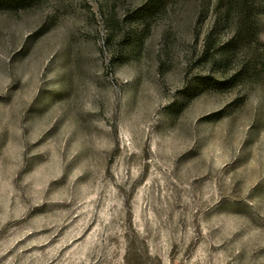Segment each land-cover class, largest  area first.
Masks as SVG:
<instances>
[{
	"label": "rangeland",
	"instance_id": "1",
	"mask_svg": "<svg viewBox=\"0 0 264 264\" xmlns=\"http://www.w3.org/2000/svg\"><path fill=\"white\" fill-rule=\"evenodd\" d=\"M150 2L0 5V264H264V0Z\"/></svg>",
	"mask_w": 264,
	"mask_h": 264
},
{
	"label": "trees",
	"instance_id": "2",
	"mask_svg": "<svg viewBox=\"0 0 264 264\" xmlns=\"http://www.w3.org/2000/svg\"><path fill=\"white\" fill-rule=\"evenodd\" d=\"M27 0H0V5H3V6H12L15 5L16 7H23L25 6V2ZM32 1V0H31ZM160 0H151L150 3H148L146 6L143 7L142 10H144L142 12H134L133 16L137 15L139 17V14H140V18L144 19L145 16H149V14L152 12L153 10V7H156L157 5H159V2ZM144 17V18H143Z\"/></svg>",
	"mask_w": 264,
	"mask_h": 264
}]
</instances>
